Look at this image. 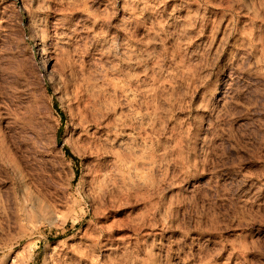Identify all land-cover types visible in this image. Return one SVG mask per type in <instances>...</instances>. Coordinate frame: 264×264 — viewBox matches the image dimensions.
Listing matches in <instances>:
<instances>
[{
  "label": "rangeland",
  "instance_id": "rangeland-1",
  "mask_svg": "<svg viewBox=\"0 0 264 264\" xmlns=\"http://www.w3.org/2000/svg\"><path fill=\"white\" fill-rule=\"evenodd\" d=\"M0 264H264V0H0Z\"/></svg>",
  "mask_w": 264,
  "mask_h": 264
}]
</instances>
